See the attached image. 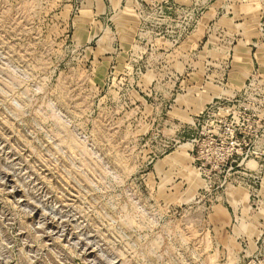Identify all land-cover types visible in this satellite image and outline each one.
Returning a JSON list of instances; mask_svg holds the SVG:
<instances>
[{"label": "rangeland", "instance_id": "obj_1", "mask_svg": "<svg viewBox=\"0 0 264 264\" xmlns=\"http://www.w3.org/2000/svg\"><path fill=\"white\" fill-rule=\"evenodd\" d=\"M263 181L264 0H0V264H264Z\"/></svg>", "mask_w": 264, "mask_h": 264}, {"label": "built area", "instance_id": "obj_2", "mask_svg": "<svg viewBox=\"0 0 264 264\" xmlns=\"http://www.w3.org/2000/svg\"><path fill=\"white\" fill-rule=\"evenodd\" d=\"M152 6L156 7L159 4L154 3ZM259 82L260 80L254 75L249 80V85L253 86ZM234 109L235 105L228 101L212 100L202 115L198 116L203 122V126L197 145L201 159L206 164L219 163L222 165L220 167L229 165L232 168L233 165L240 166L244 162V158H241L242 154H249L247 151L244 152V147L241 146L247 144V141L240 130L238 110L235 112ZM245 166L247 167V163ZM248 169L253 171L252 183L256 185L259 180L258 170L251 166H248Z\"/></svg>", "mask_w": 264, "mask_h": 264}, {"label": "crops", "instance_id": "obj_3", "mask_svg": "<svg viewBox=\"0 0 264 264\" xmlns=\"http://www.w3.org/2000/svg\"><path fill=\"white\" fill-rule=\"evenodd\" d=\"M156 1H159V0H156ZM171 1L177 2V0H171ZM211 99H212V96H207L205 98V100H208V101H210ZM202 101H201V103H202ZM263 183H264V181H263ZM262 199H263V205H264V196L262 197ZM233 200H234V202H237V199L236 198H233ZM212 210H213L212 214L217 219L218 224L220 223V220L219 219L221 217H223V220H224L223 227H225V230L227 231L226 232V235H227V243L229 245H232L233 243L236 245V243H237L236 240H235L236 238L233 240V238H232V235L233 234L230 236V232L228 231V229H226L227 227H229L228 226L229 225L228 222L233 219V215H234L233 214V212H234L233 211L234 210L233 209V206L229 202H226V205L223 202H221V203L218 202V203H216V204L213 205Z\"/></svg>", "mask_w": 264, "mask_h": 264}]
</instances>
